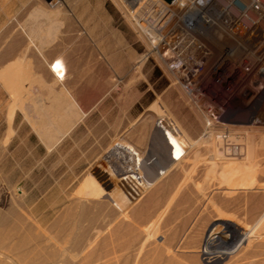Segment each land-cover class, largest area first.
Returning <instances> with one entry per match:
<instances>
[{
  "label": "rangeland",
  "instance_id": "obj_1",
  "mask_svg": "<svg viewBox=\"0 0 264 264\" xmlns=\"http://www.w3.org/2000/svg\"><path fill=\"white\" fill-rule=\"evenodd\" d=\"M47 1L0 0V69L10 64L14 72L21 63L24 69L37 73L20 76L15 70L12 77L0 78V219L8 221L4 230L19 221L20 225L39 226L44 244L59 252L54 264L81 262L84 254L73 248V241L59 235L60 227L67 233L82 230L90 238L85 243L87 249L97 251L93 258H100L90 264H210L200 246L203 239L217 237L213 233L218 229L216 207L223 198L214 193L219 165L206 174L209 164L219 162L212 136L235 133L237 138H245L255 132L254 139L264 148V90L251 87L247 95L230 96L224 89L229 83L207 77L191 83L195 86L190 90L191 85L170 68L174 60L170 52L162 46L154 48V31L139 27L149 14L150 22L153 20L160 0H140L136 17H142L135 25L127 2L121 1L119 8L113 0H60L63 10L50 13L56 7ZM32 14L40 23L37 29L29 27ZM164 34L157 32L158 38ZM31 37L39 50L28 47ZM16 46H21L18 53H7ZM54 46H59L65 56L63 81L48 71L47 60L54 56ZM161 120L169 122V135H179L181 150L170 144L166 133L170 128L163 127ZM126 150L147 163L137 173L176 153L175 159L159 171L156 179H161L162 185L155 179L154 186L125 212L128 217L132 215L131 220L115 204L127 183L119 186L113 198L109 185L103 187L104 178L118 174L119 159ZM243 160L242 166L240 161L233 163L238 165L239 190L228 197L234 200L227 214L233 216L229 220L237 227L251 224L249 205L264 204V184L247 183L248 176L256 172L244 166L251 161ZM208 189L213 201L206 205L201 199ZM81 207H89L83 219H79ZM77 221L78 226L74 224ZM122 237H132L133 246L122 249ZM113 248L118 249L116 253ZM0 249L4 264H18ZM107 249L112 254L103 256ZM261 258L264 250L259 257L233 255L219 264H249Z\"/></svg>",
  "mask_w": 264,
  "mask_h": 264
},
{
  "label": "bare ground",
  "instance_id": "obj_2",
  "mask_svg": "<svg viewBox=\"0 0 264 264\" xmlns=\"http://www.w3.org/2000/svg\"><path fill=\"white\" fill-rule=\"evenodd\" d=\"M114 3L120 8V2H127L129 5V14H131V19H132V23L138 24L139 19H137L138 17H136V12H137V4H140L139 1L140 0H113ZM48 5L52 6L54 5L56 8L54 11H49L48 9H46V11L48 10L50 13H57L60 12L62 9V4L60 0H49L47 1ZM66 5V4H65ZM48 6V7H49ZM148 7V6H147ZM52 9V8H51ZM141 9V8H140ZM144 9V8H143ZM66 10V9H65ZM68 10V9H67ZM154 11H158V20H162L165 18V16L167 15V8H165V6H163L162 8H157ZM67 12V11H66ZM54 13V14H55ZM150 15V14H149ZM146 16L143 22L141 21L140 25L145 28V29H152L153 31V21L150 22V18L152 17L150 16ZM31 19L28 20L32 28H36L37 26L40 24L39 22H37L35 20V16L32 14L30 15ZM59 17V16H58ZM73 19V18H72ZM27 24V22H26ZM71 24V23H70ZM12 25V24H11ZM68 25V24H67ZM152 25V27H151ZM27 26V25H26ZM25 26V27H26ZM70 26V25H68ZM72 26V25H71ZM28 28V27H27ZM35 29H33L34 31ZM75 30V29H74ZM32 30H30L31 32ZM29 32V33H30ZM34 33V32H33ZM27 34V32H26ZM31 34V33H30ZM32 36V34H31ZM9 39V38H8ZM20 39V38H19ZM18 40V39H17ZM7 41V39H6ZM15 41V40H14ZM5 43V42H4ZM21 43V42H20ZM13 45L15 44L14 42L12 43ZM11 44V45H12ZM34 46L36 49L39 50L38 45L35 43L33 37H31V39H29L28 42V47L30 46ZM17 47V46H16ZM19 47V46H18ZM13 48L11 47L7 52L8 54H15L18 53L16 52L19 48ZM27 46H25L26 48ZM8 48V46H7ZM24 48V47H23ZM20 50H22L21 52H23V49L21 48ZM54 52V56H52V58H50L49 60H47V64H48V71L51 73V75H53L55 77V79L57 81H63L65 79L67 70H66V60H65V56L64 53L61 52V49L59 48V46H54L53 47ZM20 52V51H19ZM4 57V56H3ZM23 61V60H22ZM26 61V60H25ZM6 63V62H5ZM17 65V64H16ZM12 66V64H11ZM19 67V70L17 71V74L20 76H26V74L31 73L32 76L37 75L36 72H32V71H28L26 69H24L20 64L17 65ZM25 66V65H23ZM17 67V69H18ZM14 70V72H15ZM46 70V69H45ZM11 68H10V64L5 65L2 69H0V78H6V77H12L13 74H15ZM78 72V71H76ZM30 76V75H29ZM18 77V76H17ZM35 78V77H34ZM9 80V79H8ZM7 80V81H8ZM41 81V80H40ZM263 94V93H262ZM235 95L234 93L231 94L230 96ZM256 113V112H255ZM254 114V113H253ZM27 117V116H26ZM260 117V116H259ZM162 119V118H161ZM166 119V118H165ZM172 119V118H171ZM255 120V119H254ZM162 121V120H161ZM166 121V120H165ZM165 121H162L161 124L163 125V127L168 128L169 127V122L166 123ZM257 121V120H255ZM176 122V121H174ZM258 123V122H257ZM256 123V124H257ZM160 125V124H159ZM252 125V124H251ZM206 126V125H205ZM209 126V125H208ZM161 127V126H160ZM244 127V126H243ZM170 128V127H169ZM226 128V127H225ZM252 128V127H251ZM258 128V127H257ZM208 129V128H207ZM236 129V128H235ZM259 129V128H258ZM160 130V128L158 129ZM172 129H166V133L167 135L170 137V144L171 145H175L176 146V151H179L180 148H178V144H179V135L173 133L170 134ZM231 130V128H230ZM241 130V129H239ZM245 130V129H244ZM249 130V129H248ZM257 130V129H255ZM263 130V129H262ZM252 131V130H251ZM164 132V131H163ZM249 132V131H248ZM239 133V132H238ZM243 133V132H241ZM247 133V132H246ZM264 133V131H263ZM262 134V133H260ZM49 135V134H48ZM160 135V134H159ZM206 135V134H205ZM212 135V134H210ZM264 135V134H263ZM167 136V138H168ZM215 138V140L213 141V151L215 153V155L217 156V159L219 160V162H213L211 164H209L208 167H206V174H208V171H214L217 166L219 165V172H218V180L215 186L216 191L214 192L217 195L222 196L223 198H221L218 202V208L217 209V224H218V231L214 230L217 234V237H208L203 239V241L201 242V248L203 247L202 251V256L205 259L206 262L210 263V264H219L220 262H222L224 259H226L229 256H233V255H238V257H242V258H253V257H259L263 255V250H264V204L262 203H252L251 205H249V209L250 211L246 212L249 213L251 215V224L248 225L247 227H237L235 225H233L231 223V221L229 220L230 218L228 217L229 211L231 210V203L234 200H231L232 195H234L235 193L237 194V191L239 190V184L238 181L236 179V175H237V166H233V163L235 162H239L240 160L246 159L249 160L248 162L251 163L245 165L244 166L246 169L252 171V172H256V175H253V173H251V175L248 176V181L250 185L254 184L255 181L259 184V186L264 184V148L259 147V142H257L254 137H255V132H249L247 134V137L242 138V136H236L235 133L231 134L228 133V135L225 134H221L219 136H212ZM258 137V136H257ZM213 138V139H214ZM158 141V140H157ZM159 142V141H158ZM190 142V141H189ZM261 144V143H260ZM262 145V144H261ZM264 146V142L263 145ZM122 149V148H121ZM156 149V148H155ZM181 150V149H180ZM183 150V149H182ZM132 151V150H131ZM175 151V152H176ZM185 152V151H184ZM152 153V152H151ZM176 153L171 154V156L167 155L165 158V160L163 162H159L160 164L156 165V167H152L150 166L146 171L144 172H140L137 173L136 171L138 169H140L139 167L146 165V161L144 158H138L137 156L134 155V153L132 152H127V150L125 152L122 153V155L120 156L119 159V172L117 175H114L110 178H104V188L107 189V185H109L110 188V192L112 194V198L114 197L115 193L117 192L119 186L122 185H127L125 186V189L123 190V192L121 193V191H119V194H121L116 201V206L118 208V210L122 213L127 212V210H129V208L131 207V205L133 206L134 203H136L135 201H137L138 198L142 197L143 195H145V193H147L149 191V188H151V186L153 187L155 184L154 180L157 178V176H159V171H161L162 168H164V166H167V164L169 163L170 160H172L176 155ZM179 154V153H177ZM195 154V153H194ZM152 155V154H151ZM199 155V154H198ZM162 157V158H163ZM146 160L147 157H145ZM152 158V157H151ZM175 159V158H174ZM177 161V160H176ZM244 161V160H243ZM180 162V161H179ZM241 162V161H240ZM245 162V161H244ZM174 163V162H173ZM181 164V163H180ZM187 164V163H186ZM238 164V163H237ZM169 165V164H168ZM172 164H170L171 166ZM240 166H242V162L239 163ZM149 166V165H148ZM174 166V165H172ZM191 166V165H190ZM243 166V167H244ZM147 167V166H146ZM169 167V166H168ZM205 168V167H204ZM156 169V170H155ZM167 169V167L165 168ZM170 169V168H169ZM200 169V168H199ZM244 169V168H243ZM168 170V169H167ZM169 171V170H168ZM249 171V172H250ZM166 172V171H165ZM168 173V172H167ZM212 173V172H211ZM210 173V174H211ZM217 175V173H215ZM239 174V173H238ZM243 174V173H242ZM165 176L167 175L166 173L164 174ZM246 175V174H245ZM101 177V176H100ZM162 177V176H161ZM160 178V177H159ZM175 178V177H174ZM178 178V177H177ZM208 178V177H207ZM216 178V179H217ZM211 179V178H210ZM215 179V178H214ZM157 180V179H156ZM161 180V179H158ZM157 180V181H158ZM154 182V183H153ZM245 182V181H244ZM157 183V182H156ZM243 183V182H242ZM246 183V185H248ZM159 184V181L158 183ZM210 184V182H209ZM159 185H162L159 184ZM211 185V184H210ZM248 185V186H250ZM158 186V185H157ZM156 186V187H157ZM180 186V185H178ZM177 186V187H178ZM182 187V184H181ZM188 187V186H187ZM212 187V186H211ZM210 187V188H211ZM256 187V186H255ZM162 188V186H161ZM209 188V189H210ZM120 189V188H119ZM179 189V187H178ZM177 189V190H178ZM208 189V192L205 191L204 193V197L201 200H204V203L206 205H208V203H210L212 199V195H211V191ZM213 189V188H211ZM158 190V189H157ZM180 190V189H179ZM88 191V190H87ZM102 191V190H101ZM100 191V193H101ZM104 191V190H103ZM107 190V193L109 192ZM156 191V190H154ZM161 191V190H160ZM175 192V191H174ZM191 192V191H190ZM213 192V191H212ZM99 193V192H98ZM105 193V191H104ZM154 193V192H153ZM158 193V192H157ZM103 194V193H102ZM110 193H108L107 195H109ZM118 194V193H117ZM118 194V195H119ZM167 194V193H166ZM170 194V193H169ZM179 195V193H177ZM239 194V193H238ZM256 194V193H255ZM254 194V195H255ZM94 195V193H93ZM159 195V193L157 194ZM173 195V194H172ZM181 195V194H180ZM179 195V196H180ZM242 195V194H241ZM91 196V195H90ZM110 196V195H109ZM150 196V194H149ZM243 196V195H242ZM100 197V196H99ZM158 197V196H157ZM175 197V195H174ZM178 197V196H177ZM176 197V199H177ZM215 197V196H214ZM246 197V196H245ZM88 198V197H87ZM104 198V197H103ZM106 198V195H105ZM151 198V197H150ZM161 198V197H160ZM172 198V196H171ZM262 198V197H261ZM93 199V198H91ZM89 198V200H91ZM95 199V198H94ZM109 199V198H108ZM168 199V198H167ZM175 199V198H174ZM179 199V198H178ZM105 200V199H104ZM182 200V199H181ZM252 200V199H251ZM263 200V199H262ZM96 201V200H95ZM98 201V199H97ZM102 201V200H101ZM107 201V200H106ZM105 201V202H106ZM149 201V200H148ZM158 201H160V199H158ZM172 201V200H171ZM176 201V200H175ZM183 201H185L183 199ZM255 201V200H254ZM94 202V201H93ZM110 202V200H109ZM236 202V201H235ZM104 203V202H103ZM108 203V202H107ZM157 203V202H156ZM161 203V202H160ZM168 203V202H167ZM178 203V200L177 202ZM184 203V202H183ZM204 203H202L204 205ZM217 203V202H216ZM240 203V202H239ZM249 203V202H248ZM109 204V203H108ZM182 204V203H180ZM78 205V204H77ZM90 205V203H89ZM87 206V205H86ZM103 206V205H101ZM149 206V205H148ZM166 206V205H165ZM164 206V208H165ZM170 206V204H169ZM168 206V207H169ZM176 206V204H175ZM179 206V205H178ZM91 207V206H90ZM214 207V206H213ZM82 208V212H80L79 214V219H83L82 217H87L88 213L87 207H81ZM140 208V207H139ZM149 208V207H148ZM163 208V209H164ZM167 208V207H166ZM172 208V207H171ZM77 209V208H76ZM234 209V208H233ZM242 209H244V207H242ZM247 209V208H245ZM78 210V209H77ZM81 210V209H80ZM141 210V209H140ZM69 211V210H68ZM73 211V210H72ZM76 211V210H74ZM116 211V209H115ZM150 211V210H149ZM176 211V210H175ZM236 211V210H235ZM118 212V211H117ZM148 212V211H146ZM159 212V211H158ZM162 212V209H161ZM166 212V211H165ZM163 212V213H165ZM171 212V211H170ZM245 212V214H246ZM66 213V212H65ZM68 213V212H67ZM120 213V214H122ZM177 213V212H176ZM238 212H236L237 214ZM241 212H239L240 214ZM76 214V213H75ZM126 214V213H125ZM148 214V213H147ZM158 214V213H157ZM232 214V212H231ZM235 214V213H234ZM238 214V215H239ZM71 215V214H70ZM73 215V214H72ZM108 215V214H107ZM127 215V214H126ZM124 215V216H126ZM177 215V214H176ZM247 215V214H246ZM77 216V215H76ZM93 216V215H92ZM122 216V215H121ZM123 216V217H124ZM132 217V215H130ZM130 216L128 217V215L126 217L130 218ZM142 216V215H141ZM157 216V215H156ZM155 216V217H156ZM230 216V214H229ZM240 216V215H239ZM1 217V216H0ZM90 217V216H89ZM144 217V216H142ZM244 216H242L243 218ZM250 217V216H249ZM71 218V217H70ZM93 218V217H92ZM122 218V217H121ZM127 218V219H128ZM158 218L161 219V217ZM235 218V217H234ZM245 218V217H244ZM68 219V218H67ZM66 219V220H67ZM85 219V218H84ZM119 219V218H118ZM157 219V218H156ZM159 219V220H160ZM6 220V219H5ZM3 219H0V247L5 249L6 252H4L3 254H7L5 256L12 255L13 260L15 261V263L17 262L18 264H54L55 262V257L57 256V252L55 249L51 248L50 245L48 244H44V235L43 232L41 231V229L39 228V226L33 227L32 225H20V221L19 223L17 222H12L9 225V230H4V226L7 225L8 221H5ZM65 220V221H66ZM70 220V219H69ZM68 220V222H69ZM78 220V218H77ZM90 220V219H89ZM120 220V219H119ZM126 220V219H125ZM131 220V218L129 219ZM136 220V219H135ZM123 221V220H122ZM134 221V220H133ZM157 221V220H156ZM57 222V221H56ZM67 222V223H68ZM74 222V221H73ZM117 222V220H116ZM121 222V221H120ZM129 222V221H128ZM155 222V220H154ZM64 223V222H63ZM63 223H62V228H63ZM78 223L80 222H76L74 223L75 225L78 226ZM82 223V222H81ZM118 223V222H117ZM122 223V222H121ZM119 223V225L121 224ZM125 223V222H124ZM138 223V221L136 222ZM65 224V223H64ZM73 224V225H74ZM131 224V223H130ZM236 224V223H234ZM25 225V226H24ZM81 225V224H80ZM115 225V223L113 224ZM125 225V224H124ZM153 225V224H152ZM155 225V224H154ZM122 226V225H121ZM135 226V224H134ZM246 226V225H245ZM65 227V226H64ZM72 227V225H71ZM74 227V226H73ZM83 227V226H82ZM138 227H140L138 225ZM86 228V227H85ZM142 228V227H141ZM140 228V229H141ZM213 228V227H212ZM79 229V227L77 228ZM84 230V227L82 228ZM88 229V228H87ZM86 229V230H87ZM118 229V228H117ZM127 229V228H126ZM133 229V228H132ZM135 230L137 228H134ZM171 229V228H170ZM210 229V228H209ZM73 231V229H71ZM85 230V232H86ZM116 230V229H114ZM130 230V229H129ZM134 230V231H135ZM143 230V229H142ZM146 230V229H145ZM211 230V229H210ZM70 230H68L69 232ZM75 231V230H74ZM76 231L74 233H67L66 229H61V227L59 228V235L63 237V235H65V237L68 239H70L71 241H73L74 244H72V246L74 245V249L75 250H80L84 251L83 253V259L81 262H75L74 264H90L93 262V259L95 260L96 258H93V254H95L97 251H95V253L92 250H88L86 246V241L89 238L86 234H83V231ZM132 230V234L133 232ZM81 232V233H80ZM88 232V231H87ZM118 232V231H116ZM126 232V231H124ZM131 232V230H130ZM147 232V231H146ZM149 232V231H148ZM211 232V231H210ZM140 233V231H139ZM151 233V232H149ZM187 233V231H186ZM90 234V233H89ZM129 236L130 233L128 232ZM209 234V233H207ZM57 235L58 234H54ZM117 235V234H116ZM123 235V233H122ZM121 235V236H122ZM125 236V235H124ZM135 235H133L134 238ZM46 237V236H45ZM88 237V238H87ZM117 237V236H116ZM119 237V236H118ZM59 238V237H58ZM57 238V239H58ZM65 238V239H66ZM120 238V237H119ZM124 238V237H122ZM129 238V237H128ZM132 237H130V239L127 240L124 238V241L122 243V249H127V247H131L133 246V239ZM184 238V237H183ZM182 238V239H183ZM103 239V238H102ZM121 239V238H120ZM136 239V238H135ZM47 241L49 240L46 239ZM90 240V238L88 239ZM97 240V239H96ZM104 240V239H103ZM62 241V240H60ZM68 241V240H67ZM106 241V240H104ZM137 241V240H136ZM49 242V241H48ZM51 242V241H50ZM91 242V241H88ZM96 242V241H95ZM119 242V241H118ZM72 243V242H71ZM51 244V243H50ZM57 244V243H56ZM106 244V245H105ZM105 249L107 246V243H105ZM110 244V243H109ZM115 244V242H114ZM94 245V244H93ZM121 245V243H120ZM144 245V244H142ZM217 245L219 247V249H213L215 248L214 246ZM231 247H228V246ZM56 246V245H55ZM71 246V247H72ZM113 246V245H112ZM111 245L109 247H112ZM145 246V245H144ZM179 246V245H178ZM60 247V246H59ZM68 247V246H67ZM125 247V248H124ZM143 247V246H142ZM65 248V247H64ZM89 248V247H88ZM95 249V248H94ZM93 249V250H94ZM121 249V250H122ZM142 249V248H141ZM169 249V248H167ZM1 250V249H0ZM112 251L114 250L111 249ZM118 250V249H117ZM116 250V251H117ZM4 251V250H3ZM116 251L114 250V253H116ZM192 251V250H191ZM78 252V251H77ZM108 249L101 253H103V256H106L108 254ZM69 253V252H68ZM111 253V252H109ZM9 254V255H8ZM112 254V253H111ZM109 255V254H108ZM240 255V256H239ZM96 256V255H95ZM161 254L158 255V257L160 258ZM163 256V255H162ZM169 256V255H168ZM7 257V258H8ZM59 257V255H58ZM80 257V256H79ZM164 257V256H163ZM10 258V257H9ZM68 258V257H67ZM67 258H64V260H66ZM193 258V257H192ZM63 259V258H62ZM77 259V258H76ZM100 259V258H99ZM98 258L96 260H99ZM102 259V258H101ZM3 260V258H2ZM0 259V264H4V261H2ZM5 260V259H4ZM12 260V261H13ZM61 260V259H60ZM104 260V259H103ZM158 260V259H157ZM154 260V261H157ZM241 260V259H240ZM249 260V259H248ZM252 260V259H251ZM11 261V260H10ZM68 261V260H67ZM111 261V258H110ZM109 261V262H110ZM114 261V260H113ZM152 261V260H151ZM161 261V260H159ZM170 261V260H168ZM242 261V260H241ZM63 262V260H62ZM103 262V261H102ZM108 263V262H107ZM106 261L103 264H107ZM167 263V262H166ZM165 263V264H166ZM171 261L167 264H170ZM6 264V262H5ZM8 264V263H7ZM9 264H14V263H9ZM64 264V262L62 263ZM66 264V262H65ZM70 264V263H69ZM99 264V262H98ZM109 264V263H108ZM111 264V263H110ZM148 264V263H146ZM153 264H160V263H153ZM173 264V261H172ZM249 264H264V258H261L259 260H254V261H249Z\"/></svg>",
  "mask_w": 264,
  "mask_h": 264
},
{
  "label": "built area",
  "instance_id": "obj_3",
  "mask_svg": "<svg viewBox=\"0 0 264 264\" xmlns=\"http://www.w3.org/2000/svg\"><path fill=\"white\" fill-rule=\"evenodd\" d=\"M160 1L167 15H153L154 48L170 52L181 79L227 82L235 95L264 90V0ZM158 31L165 34L158 38Z\"/></svg>",
  "mask_w": 264,
  "mask_h": 264
},
{
  "label": "water",
  "instance_id": "obj_4",
  "mask_svg": "<svg viewBox=\"0 0 264 264\" xmlns=\"http://www.w3.org/2000/svg\"><path fill=\"white\" fill-rule=\"evenodd\" d=\"M166 1L170 2L171 0H166Z\"/></svg>",
  "mask_w": 264,
  "mask_h": 264
}]
</instances>
